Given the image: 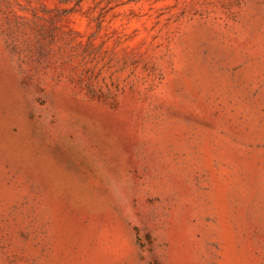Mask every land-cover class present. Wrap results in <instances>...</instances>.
Segmentation results:
<instances>
[{
	"label": "rangeland",
	"instance_id": "374dc122",
	"mask_svg": "<svg viewBox=\"0 0 264 264\" xmlns=\"http://www.w3.org/2000/svg\"><path fill=\"white\" fill-rule=\"evenodd\" d=\"M0 264H264V0H0Z\"/></svg>",
	"mask_w": 264,
	"mask_h": 264
},
{
	"label": "bare ground",
	"instance_id": "6f19581e",
	"mask_svg": "<svg viewBox=\"0 0 264 264\" xmlns=\"http://www.w3.org/2000/svg\"><path fill=\"white\" fill-rule=\"evenodd\" d=\"M9 147H7V149H8ZM12 151H16L14 148H13V150ZM22 152V151H21ZM16 153V152H15ZM17 153H19V152H17ZM20 154V153H19ZM22 156H25L26 158H27V153L26 152H24L23 154H22ZM21 157V156H20Z\"/></svg>",
	"mask_w": 264,
	"mask_h": 264
}]
</instances>
